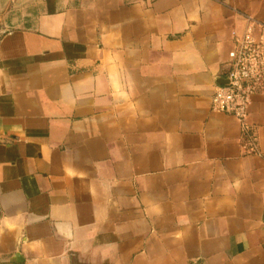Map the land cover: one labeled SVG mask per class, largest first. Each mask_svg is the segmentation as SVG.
<instances>
[{
	"label": "crops",
	"instance_id": "crops-1",
	"mask_svg": "<svg viewBox=\"0 0 264 264\" xmlns=\"http://www.w3.org/2000/svg\"><path fill=\"white\" fill-rule=\"evenodd\" d=\"M264 0H0V264H264V94L213 112Z\"/></svg>",
	"mask_w": 264,
	"mask_h": 264
},
{
	"label": "built area",
	"instance_id": "built-area-1",
	"mask_svg": "<svg viewBox=\"0 0 264 264\" xmlns=\"http://www.w3.org/2000/svg\"><path fill=\"white\" fill-rule=\"evenodd\" d=\"M245 18L246 30L241 36L234 35L227 78L216 85L211 109L236 118L242 126L241 143L255 153L257 138L248 118L253 98L264 94V23L252 16Z\"/></svg>",
	"mask_w": 264,
	"mask_h": 264
},
{
	"label": "water",
	"instance_id": "water-1",
	"mask_svg": "<svg viewBox=\"0 0 264 264\" xmlns=\"http://www.w3.org/2000/svg\"><path fill=\"white\" fill-rule=\"evenodd\" d=\"M225 83V82H222V84Z\"/></svg>",
	"mask_w": 264,
	"mask_h": 264
}]
</instances>
